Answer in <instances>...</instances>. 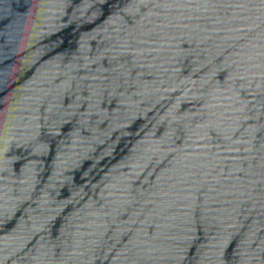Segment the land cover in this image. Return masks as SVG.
Listing matches in <instances>:
<instances>
[{"label": "water", "instance_id": "1", "mask_svg": "<svg viewBox=\"0 0 264 264\" xmlns=\"http://www.w3.org/2000/svg\"><path fill=\"white\" fill-rule=\"evenodd\" d=\"M0 264H264V0H0Z\"/></svg>", "mask_w": 264, "mask_h": 264}]
</instances>
